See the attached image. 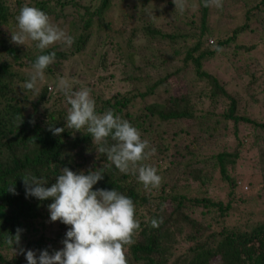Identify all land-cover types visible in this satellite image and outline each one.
Masks as SVG:
<instances>
[{
    "label": "trees",
    "instance_id": "16d2710c",
    "mask_svg": "<svg viewBox=\"0 0 264 264\" xmlns=\"http://www.w3.org/2000/svg\"><path fill=\"white\" fill-rule=\"evenodd\" d=\"M25 4L66 23L73 39L43 53L56 58L38 82L39 96L22 85L42 53L31 40L10 42ZM255 23L264 26V0H222L219 8L187 0L184 12L173 0H0V264H27L21 249L38 257L64 247L70 226L50 220L51 198L26 197L22 177H43L51 187L64 167L102 169L93 190L115 189L134 201L140 228L125 248L128 264H264V219L242 216L264 196V103L257 98L264 50L239 41ZM79 54H90L87 67L72 65L70 74L86 83L72 90L90 88L97 113L112 109L139 130L154 149L143 163L158 170L159 188L121 173L86 129L65 128L70 105L57 81ZM218 57L247 77L242 91L207 67ZM116 76L111 88L106 81ZM49 123L65 131L54 136ZM17 228L20 242L11 247L6 240Z\"/></svg>",
    "mask_w": 264,
    "mask_h": 264
},
{
    "label": "clouds",
    "instance_id": "9594fccd",
    "mask_svg": "<svg viewBox=\"0 0 264 264\" xmlns=\"http://www.w3.org/2000/svg\"><path fill=\"white\" fill-rule=\"evenodd\" d=\"M175 11L184 12L187 0H173ZM204 7H222V0H203ZM17 31L11 32V43L26 45L31 40L42 54L32 65V72L22 88L37 96L41 90L37 86L45 77V70L56 58L55 52L43 54L46 49L57 43L71 45L73 39L59 26L53 24L43 10L25 4L16 16ZM214 51L222 49L214 46ZM57 90L62 92L70 105L65 128L73 132L87 130L93 143L100 145L98 151L106 155L115 167L124 174L131 172L147 189L159 188L162 177L157 169L143 163L154 149L149 151L147 140H142L141 133L129 121L115 115L112 109L100 114L96 103L87 87L72 90L66 79L57 81ZM34 123V121H32ZM65 128L49 123L48 130L59 136ZM109 138L112 141L109 143ZM26 197H35L44 201L51 198L48 205L50 220L60 221L70 226L62 241L64 247L49 253L40 251L39 256L33 250L21 251L27 264H128L125 248L135 243L133 236L140 228L136 219L134 201L115 189L93 190L94 185L104 178L102 169L81 171L79 174L68 167L60 169L51 187H45L47 180L34 175H23ZM9 191L15 194L14 184ZM152 227H158L153 219ZM22 229L10 234L6 243L13 247L20 242Z\"/></svg>",
    "mask_w": 264,
    "mask_h": 264
},
{
    "label": "rangeland",
    "instance_id": "374dc122",
    "mask_svg": "<svg viewBox=\"0 0 264 264\" xmlns=\"http://www.w3.org/2000/svg\"><path fill=\"white\" fill-rule=\"evenodd\" d=\"M51 22L57 26H59L61 29H63L66 33L69 31L68 25L66 23H63L62 21L56 22L52 19H50ZM254 29L252 31L246 32V34H243L242 36L239 37V41L244 42L248 45H253V44H257L260 46L261 49L264 50V26H262L261 24L257 25L256 23L252 26ZM138 42H143L142 40H139ZM59 44V43H57ZM55 44V45H57ZM91 52V51H90ZM90 54H84V55H76L73 58L70 59L69 63L65 64L66 67V72H65V76L63 77V79H66L69 84L71 85V88L75 85L78 84V82L81 83H86L85 78H81L78 73L77 75H71L70 74V68L71 66H75L78 67V69H83L85 68L84 66H86L85 64H83L84 61H89ZM244 59L247 58V56H242ZM87 67V66H86ZM211 71L215 72L218 76H220V78L223 81H227L228 82V87H230V90L232 92L236 91V90H240L242 91V86L246 84V78L247 77H241L239 76V74H237L236 70L234 69V67L227 61V58H216L214 60H212L208 66H207ZM92 70L98 72V73H102L104 71H98L96 68H92ZM28 73L32 72L31 68H28L26 70ZM25 71V73H26ZM110 70L107 71L106 74H109ZM104 74V75H106ZM88 75L90 77H93L92 75V71L89 69L88 70ZM119 79V76H116L115 80H112L111 78L107 79L106 84H108L111 88H116L117 86V81ZM262 83V80L259 81V84ZM264 84V82H263ZM264 87V85H262ZM99 87V86H98ZM105 87V85H104ZM258 91V90H257ZM251 93L253 92V90L250 91ZM258 100L260 101L259 104H261V106L264 103V93H259L258 94ZM246 186V185H245ZM244 186V187H245ZM258 204H256L255 206H253V208H249L248 209V214L246 212V214H243L242 216L247 218L248 215L251 214L252 217L256 218V219H264V196L262 198H260ZM243 220H245L243 218Z\"/></svg>",
    "mask_w": 264,
    "mask_h": 264
}]
</instances>
